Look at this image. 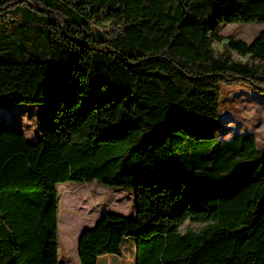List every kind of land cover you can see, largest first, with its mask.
Masks as SVG:
<instances>
[{
  "label": "trees",
  "instance_id": "1",
  "mask_svg": "<svg viewBox=\"0 0 264 264\" xmlns=\"http://www.w3.org/2000/svg\"><path fill=\"white\" fill-rule=\"evenodd\" d=\"M23 3L0 10L22 11L24 40L46 30L49 57L0 61V104L50 103L52 126L35 143L0 127V264H60L67 181L135 191V217L107 212L81 234V264L129 237L136 257L110 264H264V147L218 137L224 85L264 94V30L212 47L224 23L264 22V0Z\"/></svg>",
  "mask_w": 264,
  "mask_h": 264
},
{
  "label": "rangeland",
  "instance_id": "2",
  "mask_svg": "<svg viewBox=\"0 0 264 264\" xmlns=\"http://www.w3.org/2000/svg\"><path fill=\"white\" fill-rule=\"evenodd\" d=\"M24 5L25 0H11ZM0 10V61H20L49 57L48 33L37 31L23 39L26 31L22 11L5 15ZM7 18L9 20H7ZM6 25V33L2 26ZM264 30V22L224 23L220 33L226 38L222 42L212 40L216 53L226 50L227 36H234L251 43ZM237 61H252L235 51H230ZM52 105L18 103L0 104V127L24 131L32 143L52 126ZM219 138H230L236 133L251 132L255 135L258 147H264V94L252 90L244 84L224 85L220 107ZM59 191V256L60 264H81L79 257L80 232L92 227L106 212H117L127 217L136 216L134 190H124L117 186L103 185L98 181L90 183L67 181L58 185ZM202 224L187 220L180 228L198 229ZM135 243V245H134ZM131 249L136 257V241L129 237L122 245L121 256L106 254L100 256L99 264H110L120 260ZM136 264V259H135Z\"/></svg>",
  "mask_w": 264,
  "mask_h": 264
},
{
  "label": "water",
  "instance_id": "3",
  "mask_svg": "<svg viewBox=\"0 0 264 264\" xmlns=\"http://www.w3.org/2000/svg\"><path fill=\"white\" fill-rule=\"evenodd\" d=\"M106 213H107V212H106ZM96 223H97V222H96ZM89 228H91V227H89ZM89 228H86V229H89ZM86 229H85V230H86ZM85 230H83L82 233H83ZM82 233H81V234H82ZM80 237H81V235H80ZM80 237H79V240H80ZM78 243H79V241H78Z\"/></svg>",
  "mask_w": 264,
  "mask_h": 264
},
{
  "label": "crops",
  "instance_id": "4",
  "mask_svg": "<svg viewBox=\"0 0 264 264\" xmlns=\"http://www.w3.org/2000/svg\"><path fill=\"white\" fill-rule=\"evenodd\" d=\"M104 214H105V213H104ZM104 214H103V215H104ZM103 215H102V216H103ZM102 216H101V217H102ZM96 222H97V221H96ZM95 224H96V223H94V224L92 225V227H93ZM81 233H82V232H80V235H81ZM134 245H135V243H134ZM98 264H99V263H98Z\"/></svg>",
  "mask_w": 264,
  "mask_h": 264
}]
</instances>
